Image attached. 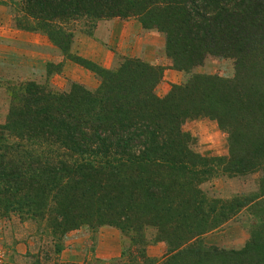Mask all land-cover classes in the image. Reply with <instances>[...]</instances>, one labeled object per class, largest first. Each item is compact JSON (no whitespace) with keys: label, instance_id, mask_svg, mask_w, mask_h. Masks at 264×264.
<instances>
[{"label":"trees","instance_id":"16d2710c","mask_svg":"<svg viewBox=\"0 0 264 264\" xmlns=\"http://www.w3.org/2000/svg\"><path fill=\"white\" fill-rule=\"evenodd\" d=\"M20 6L35 21L22 30L45 33L64 54L73 40L67 23L135 19L163 36L172 69L187 80L159 97L162 67L122 58L115 69H103L70 55L98 75L96 89L7 86L0 219L40 225L50 238L49 257L62 251L70 232L109 227L130 240L115 264H264V0H21ZM209 57L233 61L234 77L195 73ZM202 119L226 135L227 155L194 151L196 139L183 126ZM218 170L227 177L260 173V194L209 199L201 186ZM243 209L258 221L242 249L204 245L205 235ZM147 229L167 245L161 261L145 254Z\"/></svg>","mask_w":264,"mask_h":264},{"label":"rangeland","instance_id":"374dc122","mask_svg":"<svg viewBox=\"0 0 264 264\" xmlns=\"http://www.w3.org/2000/svg\"><path fill=\"white\" fill-rule=\"evenodd\" d=\"M20 3L21 0H0V124L5 121L9 109L10 95L7 86L17 89L18 84L34 82L39 86L48 87L47 89L53 92L62 93L66 92L72 83L90 90L100 85L97 74L73 63L69 57L71 55L84 59L75 52V40L86 36L92 37L99 22L109 20L89 22L81 19L63 25L66 31L73 32V40L67 54L53 45L45 33L32 32L45 39L47 45L40 42L41 49L53 48H50L48 53L36 50L37 65L30 64L34 70L25 71L26 67L24 64L21 66L20 58L30 54L17 47L14 33L24 31L23 27L35 26V21L24 13ZM97 36L101 39L103 33L99 32ZM109 53L113 58L110 65L102 67L94 64L103 69H115L119 60L125 58L112 49ZM195 71L226 79H231L235 75L233 61L214 57L205 60L201 68ZM92 84L94 87H91ZM183 130L196 139L194 151L199 155L207 158L221 157L220 153L225 150L227 155L226 135L218 129L214 121L208 119L190 121L183 126ZM259 181L260 173L227 177L218 170L214 178L204 183L201 188L209 199L229 201L236 197L259 195ZM250 214L245 209L240 211L221 228L205 235L202 239L204 245L227 251L242 249L250 237L249 227L256 226L258 221ZM144 236L147 257L161 261L169 254L167 245L156 241V232L153 229H147ZM129 241V236H124L122 232L113 228L102 227L94 231L82 228L64 237L62 251L57 256L51 255L55 258L51 260V256H48L52 250L50 238L42 232L40 225L23 223L17 216H11L0 219V264H115L129 246Z\"/></svg>","mask_w":264,"mask_h":264},{"label":"crops","instance_id":"0c3cea01","mask_svg":"<svg viewBox=\"0 0 264 264\" xmlns=\"http://www.w3.org/2000/svg\"><path fill=\"white\" fill-rule=\"evenodd\" d=\"M99 32L100 34L103 33L101 39L97 36ZM14 35L16 36L17 47L23 49L24 53L30 54L20 58L21 66L24 64L26 67L25 71L34 70L30 64L37 65L36 50L41 53H48L50 48H53L41 49L39 47L40 42L47 44L45 39L36 33L20 30L15 31ZM74 44L75 52L80 57L102 67H107L112 62V54L109 53L111 49L125 58L139 59L150 66L162 67L163 79L156 88V94L159 97H164L169 92L171 85H181L187 80L185 73L172 69L171 61L165 56L162 35L154 30H143L141 25L133 19L125 21L113 19L99 22L92 37L77 38ZM199 68L201 67L196 69ZM75 70L78 71L79 69L75 68ZM195 73L208 74L197 71ZM91 87H94V84ZM225 154L226 150L220 153L221 156Z\"/></svg>","mask_w":264,"mask_h":264}]
</instances>
